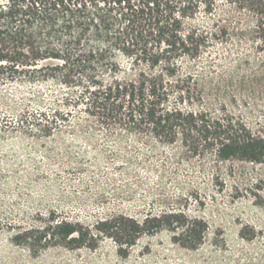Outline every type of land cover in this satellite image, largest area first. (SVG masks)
I'll list each match as a JSON object with an SVG mask.
<instances>
[{"label":"rangeland","instance_id":"374dc122","mask_svg":"<svg viewBox=\"0 0 264 264\" xmlns=\"http://www.w3.org/2000/svg\"><path fill=\"white\" fill-rule=\"evenodd\" d=\"M256 7L222 0L214 17L186 19L184 30L209 31L195 56L165 54L152 66L148 55L139 65L117 54L116 67L90 72L107 80L154 75L169 105L264 136ZM57 67L50 58L34 80L0 91V264H264V160L220 158L211 141L186 145L176 122L160 132L76 104L52 114L65 92ZM120 214L157 216L162 225L129 246L103 237L93 247H71L52 228L62 220L94 228ZM174 216L195 231L181 235Z\"/></svg>","mask_w":264,"mask_h":264},{"label":"trees","instance_id":"16d2710c","mask_svg":"<svg viewBox=\"0 0 264 264\" xmlns=\"http://www.w3.org/2000/svg\"><path fill=\"white\" fill-rule=\"evenodd\" d=\"M218 1L222 0H0V91L18 87L20 80H34L45 61L54 57L64 66L56 71L65 92L54 97L58 107L52 114L64 115L76 104L94 117H119L134 124L141 120L160 132L176 122L186 145L211 141L220 158L262 161L264 136L169 105L166 88L156 76L107 80L90 72L99 63L116 67L117 54L139 65L140 54L148 55L152 66L165 54L197 55L209 31L194 26L184 30L183 23L202 12L214 17ZM249 2L257 6L258 31L264 35V0ZM80 65L84 67H76ZM174 221L181 235L195 231L181 217L174 216ZM161 225L157 216L138 221L120 214L98 221L94 228L66 220L56 221L52 228L71 247H93L103 237L129 246Z\"/></svg>","mask_w":264,"mask_h":264}]
</instances>
